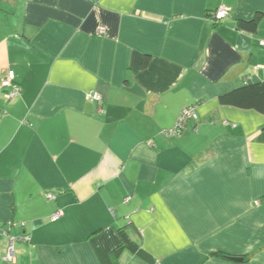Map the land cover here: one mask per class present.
Here are the masks:
<instances>
[{
	"label": "crops",
	"instance_id": "0c3cea01",
	"mask_svg": "<svg viewBox=\"0 0 264 264\" xmlns=\"http://www.w3.org/2000/svg\"><path fill=\"white\" fill-rule=\"evenodd\" d=\"M260 43L264 0H0V264H264V114L218 101Z\"/></svg>",
	"mask_w": 264,
	"mask_h": 264
},
{
	"label": "trees",
	"instance_id": "16d2710c",
	"mask_svg": "<svg viewBox=\"0 0 264 264\" xmlns=\"http://www.w3.org/2000/svg\"><path fill=\"white\" fill-rule=\"evenodd\" d=\"M260 19L261 16L258 14L250 21L238 20L235 23L236 28L240 31L242 30L255 33L257 31ZM147 60V58H144L142 62L143 67L146 66ZM218 101L222 105L233 106L240 109L254 110L258 113L264 114V82L250 83L240 86L220 96ZM118 236L120 239V245L114 251L115 256H118L123 249H126L142 262L152 263V257L150 254L138 246L137 243L132 241L124 228L118 230ZM218 255L222 258L229 259L225 254Z\"/></svg>",
	"mask_w": 264,
	"mask_h": 264
},
{
	"label": "built area",
	"instance_id": "2783aa9c",
	"mask_svg": "<svg viewBox=\"0 0 264 264\" xmlns=\"http://www.w3.org/2000/svg\"><path fill=\"white\" fill-rule=\"evenodd\" d=\"M226 16V11L223 8H220L217 10L215 15L213 16L217 20H221L223 17ZM104 34L103 29H98L95 33L96 36L100 37ZM260 46H264V43H260ZM1 89H5L4 96L7 100H14L16 97H18L21 93V88L18 84L14 81V74L13 72H8L4 79H2L0 83ZM90 99H93L95 101H98L97 95H90ZM195 106H189L184 108L180 115L178 116L176 120V124L173 128L166 130L164 133L166 136H175L178 137L182 134L184 128L187 126V124L190 122V120L196 119L195 114ZM46 198L50 201L55 200V195L53 194H46ZM61 211L57 210L52 216L51 221L54 222L59 219L61 216ZM15 258V250H14V240H10L8 246H7V253H6V261H12Z\"/></svg>",
	"mask_w": 264,
	"mask_h": 264
},
{
	"label": "water",
	"instance_id": "95a60500",
	"mask_svg": "<svg viewBox=\"0 0 264 264\" xmlns=\"http://www.w3.org/2000/svg\"><path fill=\"white\" fill-rule=\"evenodd\" d=\"M232 260L235 262H239V261H242L243 259L242 258H232Z\"/></svg>",
	"mask_w": 264,
	"mask_h": 264
}]
</instances>
